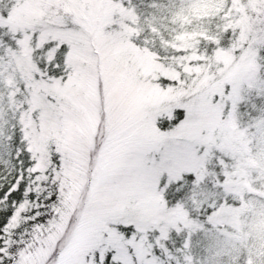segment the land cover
Listing matches in <instances>:
<instances>
[{
  "label": "snow or ice",
  "instance_id": "1",
  "mask_svg": "<svg viewBox=\"0 0 264 264\" xmlns=\"http://www.w3.org/2000/svg\"><path fill=\"white\" fill-rule=\"evenodd\" d=\"M0 264H264V0H0Z\"/></svg>",
  "mask_w": 264,
  "mask_h": 264
}]
</instances>
